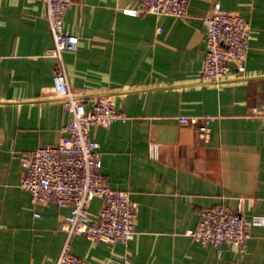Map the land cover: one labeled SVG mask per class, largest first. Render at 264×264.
I'll return each mask as SVG.
<instances>
[{
    "label": "crops",
    "instance_id": "1",
    "mask_svg": "<svg viewBox=\"0 0 264 264\" xmlns=\"http://www.w3.org/2000/svg\"><path fill=\"white\" fill-rule=\"evenodd\" d=\"M215 2L249 21L250 38L242 73L229 63L204 81L202 19ZM137 6L74 0L62 15L77 38L63 52L72 93L87 107L110 97L124 115L88 127L100 171L136 204L129 241L74 235L70 250L88 264H264V224L241 253L223 246L218 255L184 234L219 205L264 217V0H189L183 17L124 12ZM54 70L43 0H0V264H52L63 241L69 208L34 203L18 187L24 154L58 143L70 118L52 96ZM182 115L209 117L207 142ZM99 207L94 199L91 214Z\"/></svg>",
    "mask_w": 264,
    "mask_h": 264
},
{
    "label": "built area",
    "instance_id": "2",
    "mask_svg": "<svg viewBox=\"0 0 264 264\" xmlns=\"http://www.w3.org/2000/svg\"><path fill=\"white\" fill-rule=\"evenodd\" d=\"M136 8L125 9L131 16L141 14L183 17L189 0H137ZM45 18L52 40L55 70L52 76V96L61 101L69 113L63 127V137L54 145L39 147L24 154L20 161L22 175L19 189L30 195L34 203H55L68 207L63 224V241L52 264H88L70 250L71 238L84 235L91 241L126 243L135 234L136 204L129 193L112 189L101 173L98 143L88 134L89 126L108 127L124 117L110 97L99 96L89 107L72 93L63 59L65 50H74L77 38L63 25V12L74 0H43ZM205 52L200 71L204 81L224 77L232 63L242 73L250 38L249 21L242 15L223 9L215 2L203 17ZM177 121L196 129L203 142L209 139V117L179 116ZM264 127V115H263ZM149 155L158 157V145L151 144ZM98 199L95 215L90 203ZM37 215L36 213L34 214ZM264 224V217L244 218L224 205L206 209L199 221L184 234L193 242L209 245L220 255L223 246L243 252L250 228Z\"/></svg>",
    "mask_w": 264,
    "mask_h": 264
}]
</instances>
